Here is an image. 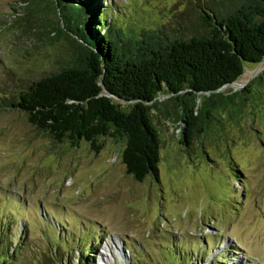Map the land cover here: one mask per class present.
<instances>
[{
    "label": "rangeland",
    "instance_id": "1",
    "mask_svg": "<svg viewBox=\"0 0 264 264\" xmlns=\"http://www.w3.org/2000/svg\"><path fill=\"white\" fill-rule=\"evenodd\" d=\"M186 1L100 4L108 21L126 31L199 24ZM24 7L22 0H0V101L16 100L19 90L68 57L62 40L26 24ZM263 68L264 59L245 63L243 74L218 92L240 91ZM250 87L245 113L213 111L190 145L182 141L180 106L158 98L162 112L153 109L151 118L162 142L160 182L129 175L121 143L110 137L101 139L98 153L85 141L72 148L37 130L23 112L1 109L0 214L16 225L13 242L24 232L26 243L15 264H74L87 245L94 264H264V81ZM55 247L60 252L50 259ZM220 252L224 263L213 260Z\"/></svg>",
    "mask_w": 264,
    "mask_h": 264
},
{
    "label": "trees",
    "instance_id": "2",
    "mask_svg": "<svg viewBox=\"0 0 264 264\" xmlns=\"http://www.w3.org/2000/svg\"><path fill=\"white\" fill-rule=\"evenodd\" d=\"M100 3L22 0L26 24L33 22L39 34L62 40L68 57L58 70L19 90L16 100L1 99L0 110L23 112L37 130L72 148L85 141L98 153L101 139L110 137L121 143L120 159L129 175L160 182L162 142L151 118L153 109L162 112L158 98L168 96L180 106L186 145L204 131L213 111L245 113L254 93L250 86L264 81V68L240 91L222 95L218 90L236 81L245 63L264 58V0H187L199 24L176 21L170 29L151 24L126 31L108 21ZM14 201L22 208V201ZM9 218L0 214V264H15L26 244L24 232L13 242L16 225ZM58 252L53 248L49 258ZM89 252L87 245L74 264H94ZM213 260L224 263L225 253Z\"/></svg>",
    "mask_w": 264,
    "mask_h": 264
},
{
    "label": "water",
    "instance_id": "3",
    "mask_svg": "<svg viewBox=\"0 0 264 264\" xmlns=\"http://www.w3.org/2000/svg\"><path fill=\"white\" fill-rule=\"evenodd\" d=\"M263 59H264V58H263ZM263 59H262V60H263Z\"/></svg>",
    "mask_w": 264,
    "mask_h": 264
}]
</instances>
